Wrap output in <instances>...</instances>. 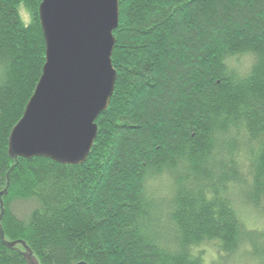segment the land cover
Masks as SVG:
<instances>
[{"label": "trees", "instance_id": "trees-1", "mask_svg": "<svg viewBox=\"0 0 264 264\" xmlns=\"http://www.w3.org/2000/svg\"><path fill=\"white\" fill-rule=\"evenodd\" d=\"M119 3L115 91L87 162L13 169L46 42L42 0H0L6 241L38 264H200L204 245L213 264H264V0ZM24 253L0 239V264Z\"/></svg>", "mask_w": 264, "mask_h": 264}, {"label": "water", "instance_id": "water-1", "mask_svg": "<svg viewBox=\"0 0 264 264\" xmlns=\"http://www.w3.org/2000/svg\"><path fill=\"white\" fill-rule=\"evenodd\" d=\"M120 0H42L40 20L46 63L23 118L12 130L9 154L80 166L98 136L97 120L109 108L117 81L112 56L120 23ZM2 212L4 209L2 205ZM29 264H38L23 242ZM79 264H87L81 262Z\"/></svg>", "mask_w": 264, "mask_h": 264}, {"label": "rangeland", "instance_id": "rangeland-1", "mask_svg": "<svg viewBox=\"0 0 264 264\" xmlns=\"http://www.w3.org/2000/svg\"><path fill=\"white\" fill-rule=\"evenodd\" d=\"M28 20L26 19V22ZM256 213H254L253 211H250L249 213L245 214L244 217H246V219L248 221H253L256 222V219L259 218L258 216L255 215ZM215 247L212 245H204L200 248H197V253H200L199 258L200 260V264H213L216 260H218V253L216 254L215 252ZM218 250V249H217ZM245 264H249V263H245ZM252 264V263H250Z\"/></svg>", "mask_w": 264, "mask_h": 264}]
</instances>
